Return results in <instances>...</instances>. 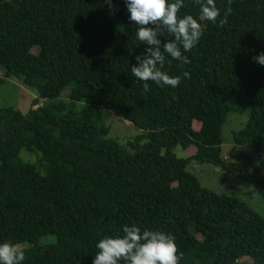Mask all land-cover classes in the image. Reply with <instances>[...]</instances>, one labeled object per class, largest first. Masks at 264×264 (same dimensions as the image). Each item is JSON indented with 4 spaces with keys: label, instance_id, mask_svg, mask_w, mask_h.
<instances>
[{
    "label": "trees",
    "instance_id": "trees-1",
    "mask_svg": "<svg viewBox=\"0 0 264 264\" xmlns=\"http://www.w3.org/2000/svg\"><path fill=\"white\" fill-rule=\"evenodd\" d=\"M216 4L222 18L227 0ZM231 7L223 27L200 21L199 43L181 49L190 63L166 57L163 71L182 77L178 87L149 81L144 92L130 70L147 45L125 0H0V65L36 95L26 113L0 108V243L26 242L22 264H93L98 242L122 237L125 225L173 235L180 264H245L246 256L264 264V216L187 170L210 162L264 199L259 166L222 154V125L246 104L233 142L264 155V65L253 59L264 53V0ZM199 13L185 0L179 15ZM66 88L70 102L55 101ZM77 101H85L79 110ZM108 112L140 132L109 137ZM190 145L192 154L174 151ZM22 149L37 153L44 171ZM44 235L55 239L40 243Z\"/></svg>",
    "mask_w": 264,
    "mask_h": 264
},
{
    "label": "clouds",
    "instance_id": "clouds-1",
    "mask_svg": "<svg viewBox=\"0 0 264 264\" xmlns=\"http://www.w3.org/2000/svg\"><path fill=\"white\" fill-rule=\"evenodd\" d=\"M193 2L200 6L199 19L192 15L180 17L185 0H125L130 21L139 26L136 38L147 45L145 53L136 57L138 65H132L130 70L132 76L143 82L144 92L150 91L149 81L161 87H178L182 77H173L163 71L166 57L190 63L183 52H190L199 43L203 35L200 21H210L223 27L233 11V0H227L222 18L216 0ZM106 3L111 5L112 0H106ZM159 37H165L166 42ZM253 59L264 65V53ZM183 78L190 79V72H183ZM123 233L122 237H105L98 242L99 251L93 264H180L183 254H178L173 235L162 231H142L136 225H125ZM25 258L18 246L10 242L0 243V264H22Z\"/></svg>",
    "mask_w": 264,
    "mask_h": 264
},
{
    "label": "rangeland",
    "instance_id": "rangeland-1",
    "mask_svg": "<svg viewBox=\"0 0 264 264\" xmlns=\"http://www.w3.org/2000/svg\"><path fill=\"white\" fill-rule=\"evenodd\" d=\"M37 50V47L32 48V52L34 53H36ZM4 72V68L0 65V76L4 77V82L0 86V108L14 107L21 112L26 113L32 108L31 101L36 96L35 92L30 86L23 84L18 77L14 75L5 76ZM67 95L68 88L64 89L55 101L61 99L68 103L70 100ZM40 101L43 102V100ZM84 104L85 101H77L74 102L73 106L76 110H79ZM36 106L37 105L33 107ZM108 113V115L105 114L104 121L109 127V137L124 141L140 132L138 128L128 120L120 118L112 112ZM247 117L248 106L246 104L236 105L234 109L228 113L221 130L222 154L224 157L230 158L231 160L240 161L245 164L258 165L259 168L257 169V174L263 177L264 167L260 162L264 159V155L258 154L251 148L236 145L233 142V132L242 128ZM193 127L194 129H198L200 127V122L195 120L193 122ZM174 151L178 156L184 157L185 155L194 153L195 145H190L185 149L177 146ZM20 156L31 163L39 164L41 171H44L43 163L38 160V158L40 159V156H38L37 153L22 149L20 151ZM187 170L195 174L200 183L208 189L219 194L223 193L235 196L245 202L251 209L264 216V199L252 184L238 179L220 166H216L210 162L197 163L191 161L187 166ZM54 239L55 237L53 235H44L39 238V242L49 243ZM16 246L21 249L22 247L28 246V244L24 242L19 243ZM242 261H244L245 264H252V261L248 256L242 258Z\"/></svg>",
    "mask_w": 264,
    "mask_h": 264
}]
</instances>
